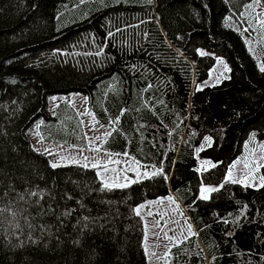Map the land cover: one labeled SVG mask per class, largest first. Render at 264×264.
Instances as JSON below:
<instances>
[{
    "label": "trees",
    "instance_id": "1",
    "mask_svg": "<svg viewBox=\"0 0 264 264\" xmlns=\"http://www.w3.org/2000/svg\"><path fill=\"white\" fill-rule=\"evenodd\" d=\"M254 2L0 0V264H147L135 207L165 196L192 226L168 264H264V186L224 181L249 135L264 139V50L249 51L242 23ZM215 56L228 77L198 90ZM74 93L115 128L105 151L156 174L101 190L95 169L36 152L34 125L87 146L70 104L48 111ZM205 185L221 187L202 200Z\"/></svg>",
    "mask_w": 264,
    "mask_h": 264
},
{
    "label": "rangeland",
    "instance_id": "2",
    "mask_svg": "<svg viewBox=\"0 0 264 264\" xmlns=\"http://www.w3.org/2000/svg\"><path fill=\"white\" fill-rule=\"evenodd\" d=\"M264 7L261 3L254 2L252 7H245L243 12V30L247 32L246 40L249 51L259 53L264 50ZM229 66L220 56H215V63L208 72V76L198 86L203 88L218 84L221 80L228 77ZM197 86V87H198ZM60 102H67L78 113L80 120L83 121V130L86 138V147H70L62 144L45 141L34 125L28 132L33 149L46 156L50 165L58 164L62 166H80L88 164L86 168L95 169L101 175H97L99 180L106 179L110 183L127 184L129 187L135 182L144 180L156 174L154 167H143L131 158L109 156L102 147L107 139L105 132H112L108 126L96 124L93 111L88 106L87 97L83 94L57 95L49 98L48 111L53 115L56 106ZM91 115H80L85 110ZM95 126V131L92 127ZM98 138V139H97ZM99 148V151L96 149ZM46 149L48 151H46ZM51 153V154H50ZM87 157V160L85 159ZM119 161L118 164H109V169H116V172L107 171L103 168H93L92 164H101L109 160ZM240 161L232 168L231 175H228L229 168L225 175V182L239 183L243 186L254 189L260 188L261 166H264V139L258 140L254 133H251L245 140L241 154L232 162ZM217 163L209 159H199L198 169L208 170ZM247 165V167H245ZM126 169V171H123ZM147 174V175H145ZM127 177V179H125ZM135 181V182H132ZM219 186H202L201 189H216ZM125 188V187H112ZM215 190V191H216ZM214 191H200L199 198L207 200ZM140 208L139 215L143 222V249L147 264H168L169 250L192 234V226L188 217L179 202L171 197L165 196L154 200L143 202L135 207ZM136 213V211H135ZM137 214V213H136Z\"/></svg>",
    "mask_w": 264,
    "mask_h": 264
},
{
    "label": "snow or ice",
    "instance_id": "3",
    "mask_svg": "<svg viewBox=\"0 0 264 264\" xmlns=\"http://www.w3.org/2000/svg\"><path fill=\"white\" fill-rule=\"evenodd\" d=\"M149 2H151V0H149ZM255 2H256L257 4H259V3H260V0H255ZM248 7H252V5L249 4ZM262 23H264V22H262ZM201 55H205V53L201 52ZM260 70H261V71H264V65L261 66V69H260ZM198 90H199V86H198ZM80 115H91V113L88 112V110L86 109L85 112H84V113H81ZM121 115H123V112H121ZM81 123H83V121H81ZM111 123H112V124H118V123H119V117H117L115 120L111 121ZM92 130H93V131L96 130V129H95V126L92 127ZM112 131H115V128H113ZM111 134H112L111 132H105V133H104V135H105L106 137H107V136H110ZM97 139H98V138H97ZM206 139H207V138H206ZM46 151H48V150L46 149ZM96 151H99V148H97ZM50 154H51V153H50ZM107 154H108L109 156L112 155L111 153H107ZM115 155L128 156V153H127V152H125V153H118V154H115ZM85 159L87 160V157H86ZM239 162H240V161H236V162H234V164H233L232 166H230V168H229V172H228V175H229V176L231 175L232 168H234L235 165H236L237 163H239ZM112 163H116V164H118L119 161H115V160H111V159H110L109 161H107V162H105V163H103V164H101V163H99V162H95V163L92 164V167H93V168H98V169H99V168H103V170H104L105 172H107V171H113V172H116V169H109V167H108V165H109V164H112ZM58 166H59V165H58V164H55V163L52 165V167H58ZM82 166H83V167H88V164H84V165H82ZM245 167H247V165H245ZM123 171H126V169H123ZM97 175L99 176V175H101V173L98 172ZM145 175H147V174H145ZM125 179H127V177H125ZM261 180L264 181V177H261ZM132 182H135V181H132ZM233 182H236V181H233ZM101 185H102L101 190H104V189L111 190L112 187H127V186H128L127 184L110 183L109 180H106V179H103V178L101 179ZM261 186H264V183H262ZM215 190H216V189H201L202 192H204V191H215ZM33 195H35V193H33ZM0 211H3V210L0 209ZM135 211H136L137 215H139L140 208H136ZM66 214H68V213H66ZM85 219H87V218H85Z\"/></svg>",
    "mask_w": 264,
    "mask_h": 264
}]
</instances>
